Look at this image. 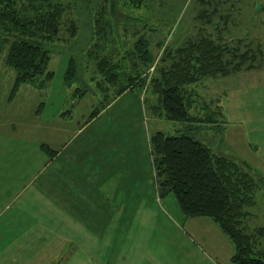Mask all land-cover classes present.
<instances>
[{
    "label": "rangeland",
    "instance_id": "rangeland-1",
    "mask_svg": "<svg viewBox=\"0 0 264 264\" xmlns=\"http://www.w3.org/2000/svg\"><path fill=\"white\" fill-rule=\"evenodd\" d=\"M125 1L117 0L121 17L129 11ZM143 1L149 3L148 10L143 8V12H149L150 21L147 23L151 31L153 62L133 83L137 86L143 78V85L133 91L126 90L92 119V111L104 103L100 77H90L89 65L94 60H85L84 67L77 65V75L72 83L64 81L69 57L73 55L80 62L79 47L89 37L87 24L83 21L82 26L77 21L78 14L72 5L74 0H62L67 9L60 19V32L55 41L60 48H56L57 53L52 54L48 62L47 67L53 75L46 86L38 88L29 83H19L13 89L15 72L3 60L7 44L0 46V224L19 215L22 218L26 216L29 224L37 223L35 219L40 217L45 219V199L40 200L46 194L45 184H50L62 195L68 186L66 182L76 186L78 193L80 186L88 189L90 184L96 188H105L106 184L109 187L110 184L112 188L113 183L115 187V180L98 186V178L88 181L84 178L86 175L81 174L85 164V171H89L88 160L93 151L97 160L102 162H106L108 157H112L113 162L116 158L125 161L120 172L123 179H117V187L120 190L126 188L124 185L135 188V196H127L129 202L135 204V209L119 211L121 218L117 212L105 211L102 214L98 212L100 210H87V226L82 222L81 227H65L71 224L70 220L64 221L59 215L52 219L50 214L51 222L42 221L45 227L29 226L20 234L18 226H1L0 264H43V251L57 247L62 236H70L71 241L62 246L58 258L50 264H188L191 263L188 259L191 254L189 245L202 247L200 240L195 238L204 236L208 238L204 250H211L213 245L221 256L226 253L228 242H231L210 218H186L172 193L158 196L147 148L148 132L157 129L168 134L185 131L183 123L166 119L153 110L147 114L142 97L152 95L147 104L149 108L154 105L150 81L156 69L162 66L161 58L166 48L176 46L179 41H188L189 37L209 39L222 46L224 50L219 59L229 72L202 75L189 85L196 97V107L191 106V109L195 108L193 111L198 116L204 112L208 116L213 114L218 119L213 124L221 129L191 130V134L215 153L222 152L235 159L245 158L257 170L261 182L256 189L255 203L245 208L249 213L244 224L250 228L264 224V0ZM70 20L77 24L74 36L66 29ZM155 24L159 29L156 34ZM126 29L133 31L136 26L128 24ZM158 41H161L160 45H157ZM248 49L257 54L252 65L249 61L240 66L236 63L238 60L229 62L228 53L232 50L237 56L245 52L251 55ZM120 56L118 54L114 59ZM121 62V66L130 65V61ZM78 87L82 89L79 95L74 94ZM124 139L128 149L122 147L121 140ZM90 140H97L96 146L91 153L84 155V145L80 144ZM110 140L120 142L113 148L114 144H107ZM67 141L55 158L59 159L48 162L49 156L42 144L54 148ZM55 163L63 166L65 172L60 173ZM54 171L60 175L59 180L51 176ZM104 178L100 179L103 181ZM78 195L67 194L68 199H76L77 202ZM91 197L87 196V202H92ZM102 197L104 202H108L105 199H124L126 196L103 195L99 198ZM30 205L33 209L29 211ZM36 229L51 235L48 234L46 240L39 239L29 258L28 251L18 247L21 240L29 238L26 231L33 235ZM262 242L264 244V238ZM222 259L220 257L219 261L223 264Z\"/></svg>",
    "mask_w": 264,
    "mask_h": 264
},
{
    "label": "trees",
    "instance_id": "trees-1",
    "mask_svg": "<svg viewBox=\"0 0 264 264\" xmlns=\"http://www.w3.org/2000/svg\"><path fill=\"white\" fill-rule=\"evenodd\" d=\"M124 4L129 11L121 17L117 0H74L72 3L78 14L77 21L82 26L83 21L87 24L89 37L79 47L80 62L73 55L69 57L64 81L72 83L77 75V65L84 67L85 60H94L89 65L90 77H100L104 103L92 111L90 119L126 90L133 91L143 85V78L137 86L133 83L153 62L151 31L147 23L149 12H143V8L148 10L149 3L127 0ZM66 9L62 0H0V46L7 44L3 60L15 72L13 89L19 83L42 88L52 78L47 65L51 55L57 53L56 48H60L55 41ZM128 24L136 26V30H125ZM154 26L157 27L153 28L157 29L156 34L159 29L158 25ZM66 29L72 36L76 35V22L70 20ZM187 39L166 48L161 58L162 66L156 69L154 80L150 81L154 105L149 108L147 104L152 95L142 97L147 114L153 110L166 119L183 123L185 130L172 134L160 129L148 132L156 192L158 196L172 193L186 218H210L229 238L233 247L232 262L264 264V224L253 228L244 224L249 213L245 208L255 203L260 175L247 159H235L222 152L217 154L191 134L200 129L221 130L213 124L218 120L213 114L208 116L204 112L198 116L193 111L195 108L191 109V106L196 107V97L188 87L199 76L229 73L219 59L224 48L209 39ZM160 44L158 41L157 45ZM251 53L237 56L232 50L228 53L229 62L238 60L236 63L240 66L249 61L252 65L257 54ZM118 54L121 56L114 59ZM121 61H130V65L121 66ZM80 92L82 89L78 87L74 94ZM197 110L201 112L200 108ZM45 145L42 144V148L51 157L56 151Z\"/></svg>",
    "mask_w": 264,
    "mask_h": 264
},
{
    "label": "crops",
    "instance_id": "crops-1",
    "mask_svg": "<svg viewBox=\"0 0 264 264\" xmlns=\"http://www.w3.org/2000/svg\"><path fill=\"white\" fill-rule=\"evenodd\" d=\"M81 128H79L78 130H80ZM119 142L114 141V140H110L107 142V144L109 146L114 144L113 145V148H114L115 146H118ZM67 143H68V141L63 142L60 145L55 146L54 148H52L50 145H48V147H50L51 149H54L56 151L51 157L48 158V162L51 160H55V162H56V160L59 159V158L55 159L56 156L60 155V153L63 151V149L65 148ZM96 143H97V140L82 141L80 144V146L84 145V151H82V153L84 152L83 153L84 155L91 153V151H92L91 149H93L96 146ZM121 143H123V145H122L123 148L128 149V145L125 144L126 139L121 140ZM115 144H117V145H115ZM39 146H40V144L38 143V148H39ZM119 146H120V144H119ZM147 148L149 150L148 142H147ZM116 152L118 153V151H116ZM111 158L108 157L106 159V162H102L101 159L97 160V158L95 157V152L93 151L91 153L89 160H88L90 162L89 171L88 170H87V172L85 171V168L87 167L85 164V168L82 170L81 174H85L86 176L84 178L88 181L98 178V180H99L98 186L102 182H107L109 180L110 181L115 180L116 181L115 187H114L113 183H111L112 188H110L111 187L110 184H109V187H108V184H106L105 188L102 186H99L100 188H96L95 186H93V184H90L88 189L86 187L82 188L80 186V190L78 193L76 186H74L73 184H72V186H70L69 183L66 182L67 180H66V176H64L65 174H63V176H64L63 180L68 185L66 187V189H64L65 193L63 195L61 194L62 192H56L57 190H55L54 188L49 186L50 184L44 185L46 188V190H45L46 194H45V196H41L40 200L45 199L46 210H45V212H43L45 215V219L40 217V219H35L38 221L37 223L29 224L28 222H26V216L24 218H22V215H19L18 218L11 219L8 222L1 223L0 227L1 226L10 227V225L11 226H18V228H21V230L19 231V234H20L22 232V230L24 231V228H29V226L30 227H34V226L45 227V225H44L45 223H42V221L48 222L49 218L54 219V217H56L58 215L64 221L70 220L71 224L68 226L64 225L65 227H77V226L81 227L82 222L84 223L85 226H87V220H86L87 215H85L87 210H95V211L100 210L98 212H100L102 214L105 211H110L112 213L117 212V214H118L119 211L124 212L129 208H131L129 210L133 211L135 209V204L133 202H129V199L127 198V196L128 195H131L132 197L135 196V188L132 189V187H128L127 185H124L123 187H126V188L120 190L119 187H117V186H119L117 179H119V180L123 179V177H122L123 173H120V172L123 171L122 169H124V167H125V161H121V160L116 158V162H113L111 160ZM132 159H133V157H132ZM115 164H116V167L114 166ZM104 165H106L105 169L102 170V166H104ZM62 168H63V166H61V165L58 166L56 164V169L60 173L65 172ZM51 176L57 178L58 180L60 179V175L57 174L55 171ZM103 177H105V178L102 181L100 178H103ZM83 181H85V180H83ZM62 186L65 187V184H63ZM75 193L79 194L78 195V200H79L78 202L76 201V199L75 200L68 199L67 194L74 196ZM120 194L125 195L126 197H124V199L114 198V197H112L111 199H105L108 202H104L103 197L99 198L103 195L105 197L107 195L118 196ZM87 196H89V197L93 196V197H91L92 198L91 203L87 202ZM96 198H99V200H97ZM29 202H32V201H29ZM5 208H3V210H5ZM27 209L29 211L32 210L33 209L32 205H30V208H27ZM21 211L23 212L22 209H21ZM83 211H84V213L82 214ZM45 213H47V214H45ZM93 213H94V211H93ZM49 214L51 217H49ZM102 214H101V217H102ZM15 216H17V213L14 214V217ZM101 217H100V220H101ZM123 217H124V215H123ZM120 218H121V216H120ZM16 221L18 222V224L16 223ZM49 221L51 222L52 220H49ZM110 222H112V221H110ZM102 224H101V226H102ZM118 224H119V222H118ZM26 232L29 234V236H28L29 238H27L26 240H21L20 245L18 244L20 247H18V248H20V249L24 248L25 251H28V253H29L28 257L30 258L31 253L35 249L37 243H39V239L40 240L41 239L46 240L48 238L49 233H41V232H39L38 229L33 231L34 232L33 235L28 231H26ZM41 234H43V235H41ZM49 235H51V234H49ZM14 237H16V236H14ZM55 237H56V234L53 236V240L55 239ZM68 237L69 238H64L62 236V238H60L58 240V243H60V244L57 247L54 246V248H52L49 251H43L44 252V255H43L44 260L42 261L43 264H50L51 261L58 258L60 251L62 250V246L65 243H67L68 241H71V237L70 236H68ZM196 239L200 240L198 242H200V245L202 247L196 246L197 248H195V247L189 245L191 254L189 255L188 259L191 260V263H188V264H222L219 261L220 257L223 258L222 259L223 264H234L230 260L231 253L233 252V247H232V244H230L229 242L227 245L228 249H227L226 253L223 256H221L220 254H218V250L212 244H211L212 245L211 250H207V249L204 250L203 246H204V243L206 241H208L207 237H205V236L202 238L197 237V238H195V240ZM35 241H36V243H34ZM202 243H203V245H202ZM190 256L193 257V259H191ZM187 262H189V261H187Z\"/></svg>",
    "mask_w": 264,
    "mask_h": 264
}]
</instances>
